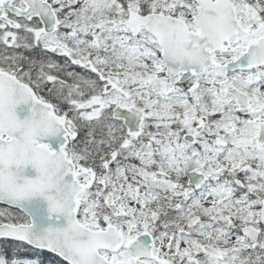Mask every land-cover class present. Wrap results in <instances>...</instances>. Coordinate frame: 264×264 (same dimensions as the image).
I'll list each match as a JSON object with an SVG mask.
<instances>
[{
    "label": "snow or ice",
    "instance_id": "obj_1",
    "mask_svg": "<svg viewBox=\"0 0 264 264\" xmlns=\"http://www.w3.org/2000/svg\"><path fill=\"white\" fill-rule=\"evenodd\" d=\"M0 264H264V0H0Z\"/></svg>",
    "mask_w": 264,
    "mask_h": 264
}]
</instances>
